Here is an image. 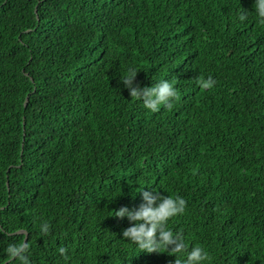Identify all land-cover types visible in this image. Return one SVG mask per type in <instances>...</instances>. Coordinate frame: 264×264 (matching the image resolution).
<instances>
[{"label": "trees", "instance_id": "trees-1", "mask_svg": "<svg viewBox=\"0 0 264 264\" xmlns=\"http://www.w3.org/2000/svg\"><path fill=\"white\" fill-rule=\"evenodd\" d=\"M253 2L0 0V264H21L6 254L18 231L31 264H174L183 253L142 251L113 215L148 186L185 198L168 227L209 251L205 264H264V23ZM129 67L141 87L170 80L173 107L131 98ZM208 76L215 86L201 88Z\"/></svg>", "mask_w": 264, "mask_h": 264}, {"label": "clouds", "instance_id": "clouds-1", "mask_svg": "<svg viewBox=\"0 0 264 264\" xmlns=\"http://www.w3.org/2000/svg\"><path fill=\"white\" fill-rule=\"evenodd\" d=\"M253 8L261 23H264V0H254ZM245 9L239 11L238 19L245 21L248 18ZM136 67H129L121 76L124 86L129 90L131 98L141 101L143 106L152 111H159L161 106L171 109L178 92L174 84L168 79H159L153 84L141 85L136 81L138 74ZM197 83L201 88L211 89L216 84L212 76L201 77ZM142 202L138 207L129 208L121 206L114 210V216L127 217L130 224L123 229V237L142 251H160L164 247L175 253H183L182 257H176L174 264H205L211 260V255L201 245H194L190 249L186 247L180 236L168 227L171 218L185 212L187 201L180 195H164L155 188L148 186L139 191ZM43 232L49 231L47 223L42 226ZM65 247H60L61 254H67ZM6 254L18 258L21 264H31L27 254V244L9 243Z\"/></svg>", "mask_w": 264, "mask_h": 264}, {"label": "water", "instance_id": "water-1", "mask_svg": "<svg viewBox=\"0 0 264 264\" xmlns=\"http://www.w3.org/2000/svg\"><path fill=\"white\" fill-rule=\"evenodd\" d=\"M26 101H27V99H26ZM18 234H20V233H23L25 236H24V239H23V243H25V241H26V233L24 232V231H18L17 232ZM22 243V244H23Z\"/></svg>", "mask_w": 264, "mask_h": 264}]
</instances>
